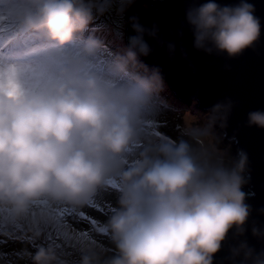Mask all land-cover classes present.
Here are the masks:
<instances>
[{
    "label": "clouds",
    "instance_id": "obj_1",
    "mask_svg": "<svg viewBox=\"0 0 264 264\" xmlns=\"http://www.w3.org/2000/svg\"><path fill=\"white\" fill-rule=\"evenodd\" d=\"M133 2L0 0V217L39 239L58 210L94 206L115 191L101 227L108 243H78L75 264H213L230 231L244 234L247 155L229 161L214 142L212 126L224 125L230 103L215 105L207 125H177L175 139L158 131L164 85L138 60L149 54L145 30L133 23L137 35L123 53L92 30L114 4ZM254 11L246 0L188 9L194 46L240 55L260 37ZM248 124L264 128V112L249 113ZM232 254L264 264V252L246 242ZM26 256L69 264L52 244Z\"/></svg>",
    "mask_w": 264,
    "mask_h": 264
},
{
    "label": "water",
    "instance_id": "obj_2",
    "mask_svg": "<svg viewBox=\"0 0 264 264\" xmlns=\"http://www.w3.org/2000/svg\"><path fill=\"white\" fill-rule=\"evenodd\" d=\"M209 0H143L129 10L125 44L137 35L133 23L145 30L143 39L149 47L147 56L139 55L150 68L164 76L175 94L197 102L207 112L217 104H231L226 122L217 127L225 139L233 143L235 157L247 155L242 187L245 203L250 208L244 234L233 229L213 257V264H241L242 257H233L232 250L246 242L257 253L264 252V235L256 237L253 229L264 234V128L249 126L252 112H264V0H246L254 7L260 21L258 41L243 53L229 57L227 53L198 50L186 13ZM220 6H236L241 0H215ZM146 5L153 7L147 10Z\"/></svg>",
    "mask_w": 264,
    "mask_h": 264
},
{
    "label": "rangeland",
    "instance_id": "obj_3",
    "mask_svg": "<svg viewBox=\"0 0 264 264\" xmlns=\"http://www.w3.org/2000/svg\"><path fill=\"white\" fill-rule=\"evenodd\" d=\"M139 1L143 0H134L130 6L122 9L119 4H114L110 11L106 12L102 16H99L94 23H97L100 27L104 26V32H102L101 35H104L105 38L110 41H117L116 39H119L124 42L125 30L129 24L130 7ZM146 8L149 11L153 10L151 5H146ZM125 49L127 50L126 47ZM169 89L171 94L174 96V99L178 100L180 96L175 94L170 87ZM165 95L167 96V94ZM164 97V93L160 92L158 97V115L156 117V126L159 132L175 139L178 136L176 128L177 125L183 126L185 123L192 126H195L196 124L207 125L209 122V115L211 113L201 108L197 102L189 104L183 111V108H172V106H174L173 102L165 100ZM212 135L218 150L225 152L229 161H237L233 143L225 139V134L217 127L216 123L212 126ZM204 142L208 144L209 140L205 139ZM100 198L104 197L101 196ZM116 200L117 199H110L108 203L105 202L103 204L104 201L102 199H97L94 206L84 208L83 212L86 213L88 217L97 221L99 226L102 227L103 223L107 219L106 209L115 207ZM58 215L59 212L57 213V216ZM73 215L74 214L70 211V213L66 216V225L70 227H67L64 224L58 225L55 220L45 222L42 226V235L39 239H33L30 233L26 231L24 225L11 221H5L2 217H0V264H31V261L27 258L26 253H34L36 247L41 244L54 245L69 258V264H75L78 260V256L75 255L74 249L78 243H108L107 238L101 232L94 230L88 221ZM71 218H73V220H71ZM73 230H75V232H73ZM65 232L70 237H75L76 234L83 232H88L89 236L80 240L75 238L70 239L63 234Z\"/></svg>",
    "mask_w": 264,
    "mask_h": 264
},
{
    "label": "trees",
    "instance_id": "obj_4",
    "mask_svg": "<svg viewBox=\"0 0 264 264\" xmlns=\"http://www.w3.org/2000/svg\"><path fill=\"white\" fill-rule=\"evenodd\" d=\"M104 27V26H103ZM103 27H100L97 23H94L92 25V30L95 32V34L104 42V44L113 52V53H123L124 51H126L125 47H126V44L125 41L122 42L120 41L119 39H116L117 41H110V40H107V38H105L104 35H101L102 32H104V28ZM107 27V26H106ZM111 28V27H110ZM127 48V47H126ZM139 60H141L139 58ZM142 65H145L148 72L151 73V72H157L156 70L150 68L148 65H146L142 60L139 61ZM160 75V74H159ZM160 77L162 78L163 80V90L161 92L164 93V98L165 100H169L170 102H173L174 106H172V108H176V109H180V108H183V111H184V108L188 107L189 105V102L186 101L184 98H182L181 96L179 97V99H174V96L171 94V92L169 91V83L167 81V79L160 75ZM167 94V96L165 95ZM169 94V96H168ZM171 96V97H170ZM101 196H103L104 198H100ZM97 199H102L104 202H107L110 200V199H117V194L115 191H109V192H102L98 195ZM84 208H87V207H84ZM84 208L78 210V211H75L74 213L72 212V214H74L73 216L75 217H78V215H76V213L80 212V211H84ZM71 220H73V218H71Z\"/></svg>",
    "mask_w": 264,
    "mask_h": 264
},
{
    "label": "snow or ice",
    "instance_id": "obj_5",
    "mask_svg": "<svg viewBox=\"0 0 264 264\" xmlns=\"http://www.w3.org/2000/svg\"><path fill=\"white\" fill-rule=\"evenodd\" d=\"M71 212H75L73 210H69V209H63V210H58L59 212V215L57 216V218L55 219L56 223L59 225V224H64L66 225V216ZM76 215H78V217L80 219H83V220H86L90 223V225L92 226V228L98 232H101L102 233V228L99 226L98 222L95 221L93 218L91 217H88L86 215V213H84L83 211H80L78 213H76ZM67 227H70L68 225H66ZM73 232H75V230H73ZM66 237L70 238V239H77V240H80V239H84V238H87L89 236V233L88 232H83V233H79V234H76L75 237H70L66 232L63 233Z\"/></svg>",
    "mask_w": 264,
    "mask_h": 264
}]
</instances>
